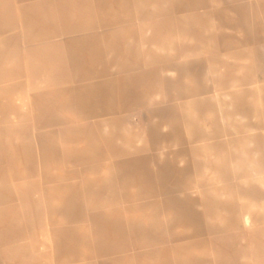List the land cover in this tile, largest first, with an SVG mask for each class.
Returning <instances> with one entry per match:
<instances>
[{
	"label": "rangeland",
	"instance_id": "rangeland-1",
	"mask_svg": "<svg viewBox=\"0 0 264 264\" xmlns=\"http://www.w3.org/2000/svg\"><path fill=\"white\" fill-rule=\"evenodd\" d=\"M0 264H264V0H0Z\"/></svg>",
	"mask_w": 264,
	"mask_h": 264
},
{
	"label": "crops",
	"instance_id": "crops-1",
	"mask_svg": "<svg viewBox=\"0 0 264 264\" xmlns=\"http://www.w3.org/2000/svg\"><path fill=\"white\" fill-rule=\"evenodd\" d=\"M104 28V24H99V25H88V26H75L73 28H70L67 31H61L59 32L58 36L61 37H65L67 35H74V34H80V33H85V32H89V31H95L96 29H102ZM93 37H95V35H88V34H82V35H75L72 36L70 38L67 39V42L71 43V44H86L88 42L91 41V39H93Z\"/></svg>",
	"mask_w": 264,
	"mask_h": 264
}]
</instances>
